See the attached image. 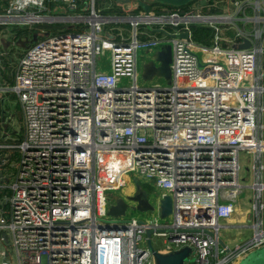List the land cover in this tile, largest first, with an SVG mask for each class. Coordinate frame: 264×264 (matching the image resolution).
<instances>
[{
    "label": "built area",
    "instance_id": "1",
    "mask_svg": "<svg viewBox=\"0 0 264 264\" xmlns=\"http://www.w3.org/2000/svg\"><path fill=\"white\" fill-rule=\"evenodd\" d=\"M210 1L120 20L95 0L89 14L79 13L82 0L9 1L0 26L46 28L35 30L14 84L0 87L23 120L15 143L0 114V168L19 158L14 183L0 173V245L10 247L0 264H156L148 231L162 255L192 249L186 264H239L264 248V0H225L220 14ZM193 26L214 32L211 46L193 39ZM245 41L249 49L234 48ZM167 45L170 84L139 86L138 52ZM241 153L254 158L253 236L223 248L220 223L243 190ZM129 180L135 191L156 188L152 220L109 216L111 203L133 195L113 196ZM165 197L173 213L162 220Z\"/></svg>",
    "mask_w": 264,
    "mask_h": 264
},
{
    "label": "water",
    "instance_id": "2",
    "mask_svg": "<svg viewBox=\"0 0 264 264\" xmlns=\"http://www.w3.org/2000/svg\"><path fill=\"white\" fill-rule=\"evenodd\" d=\"M198 0H117L118 3L124 6H128L131 4H137L138 7L142 8L143 13L145 15H150L152 12L159 11L164 7H174L181 8L190 5L192 2ZM208 1V0H206ZM107 19L120 20L123 17L119 16H107ZM183 39L188 38V34H184L180 36ZM39 40L38 31L33 33L31 41H27L29 45H27L26 50L29 49L30 46L36 44ZM251 47V43L249 41H245L243 44L234 46V48L245 50ZM171 63H172V47L170 45L164 46L160 51L156 52L153 57V61L146 63L143 66V79L144 81H151L153 78L164 79L168 84L171 82L172 71H171ZM3 121L5 122V116L3 113ZM7 126V124H5ZM157 199V194L154 192L149 193L147 190H143L141 186H136V191L132 196H128L127 198H121L111 203L109 209V216L115 220L120 218H124L129 209L139 211L142 213L153 212L155 210V205L151 203L150 199ZM160 218L162 220L168 219L173 213V202L171 197H165L160 202ZM153 232L148 231L146 237L148 239L147 245L149 250L153 253L156 264H186L189 261L193 251L192 249L185 247L179 251L172 252L167 255H162L156 252L153 248L151 242V236ZM6 238V236H4ZM221 247H225V243L220 240ZM239 264H264V248L253 253L249 259L242 261Z\"/></svg>",
    "mask_w": 264,
    "mask_h": 264
},
{
    "label": "crops",
    "instance_id": "3",
    "mask_svg": "<svg viewBox=\"0 0 264 264\" xmlns=\"http://www.w3.org/2000/svg\"><path fill=\"white\" fill-rule=\"evenodd\" d=\"M109 2H110L109 3L110 11L113 14L112 16H117L119 12H122L121 15L127 14L128 16H132V13L138 12V9H139L137 4H134V3L131 5H128V6H124V5H121L120 3H118L117 0H109ZM2 5H3L2 2H0V14L3 13V9H5L2 7ZM96 9L102 15L108 14L106 12L105 8H103L102 6L97 7V4H96ZM165 11H167V7H164L163 9H161L159 13H162ZM83 12H85V14H89V8L87 6H84ZM155 12L157 14L156 10H155ZM118 16H120V15H118ZM8 26L9 27H19V26H13L10 24H5V25L0 26L1 27V31H0L1 35L5 36L6 33L8 32L10 34V37H11V39H9V41L8 40H2V43L7 44V48L4 50L2 49L3 51L0 54V58H2L5 62H7V66L11 67V69H12L11 72L7 73L6 78L1 77V79H0V87L1 88L11 87L14 84V76H15L16 66L18 65L19 60L24 56V54L27 51L23 47V44L25 46L29 45V43L27 41H31L32 35H33V33H35V30L32 29L30 31L29 27H27L25 29H19L18 30L15 28L10 29V28H8ZM8 29H10V30H8ZM37 29H38V27L36 28V30ZM21 30L25 31L22 33V37L18 36V31H21ZM1 48H2V46H1ZM1 48H0V51H1ZM17 49L24 50L25 52H24V54L19 56V58H17V61L15 62V61H13V58L17 57V55H15V52ZM263 67H264V64H263ZM13 100H16L15 96H12L10 94L0 93V114L3 115V113H4L5 121H7L6 122L7 126L5 129L7 130L9 128L10 134L11 135L14 134V136L16 138L19 137L18 140H20V138H22V134L20 136L17 135L18 132L11 128L12 121L15 120V118H14L15 113H13L12 106H11ZM13 155H15V153ZM16 155H17V153H16ZM11 160H13V159H11ZM262 164L264 166V155H262ZM1 169H2V171H1ZM9 169H11V168H9ZM9 169L8 168H6V169L0 168V173L1 172L3 173L5 170H9ZM245 170H246V173H249L253 177L252 172H251V170H252L251 161L248 160V165L246 166ZM130 182L132 183V181L129 180V184H130ZM262 183L264 185V170L262 172ZM129 191L130 192L128 195H132L134 193L135 190H134L133 186H131V189ZM7 192L8 191H6V193ZM8 195H11V193H9ZM252 198L253 197L250 198V202H249L250 204L252 202ZM244 207H245V205L243 203H241V200L237 199L236 204H235V213H234L233 217L231 219H228V220H223L220 223L221 227H222L221 232H220V238L228 247H233V246L240 244V243L244 244V243H246L252 239V236H253L252 225H253V223H252V218H251V212L249 211V209L248 210L244 209Z\"/></svg>",
    "mask_w": 264,
    "mask_h": 264
},
{
    "label": "rangeland",
    "instance_id": "4",
    "mask_svg": "<svg viewBox=\"0 0 264 264\" xmlns=\"http://www.w3.org/2000/svg\"><path fill=\"white\" fill-rule=\"evenodd\" d=\"M1 2V0H0ZM109 0H96V4H97V7H100L102 6L103 8L106 9V12L109 14H107L106 16H112V12L110 11V6H109ZM213 3H218V10L220 8H223V6L225 8H228V3H226L225 0H213ZM204 5H206V0H198L197 1V4L195 5V8L201 6V7H204ZM108 7V8H107ZM142 14V11H138V12H133L132 13V16L136 17L138 15ZM118 16V15H117ZM121 16V15H120ZM124 16H128L127 14L124 15ZM29 27L30 31L33 29V30H36V28H40L39 25H29L27 26ZM27 27H9L10 29H25ZM8 29V30H10ZM0 31H1V27H0ZM11 39L10 37V34L7 32L5 36H2L1 33H0V48H1V51H0V54L2 53V51L4 49L7 48V44L6 43H2V40H8ZM3 49V50H2ZM20 49H17L16 52H15V55H17V57L13 58V61H17V58H19V56H21L22 54H24V50H20ZM153 57L154 55L151 53V54H147L146 51H139L138 52V72H139V78H138V84L139 86L141 87H146V88H149L151 86H154V85H161V86H167L168 83L164 80V79H158V78H153L151 81H144L143 77H142V74H143V66L145 63H149L153 60ZM13 68V67H12ZM11 67L5 65V62L2 58H0V79L1 77L5 78L7 73L8 72H11ZM9 77V76H8ZM127 82V81H126ZM12 110H13V113L14 114V118L15 120L12 121V124H11V128L15 131H17V135H21L23 134V120H22V115H21V112L19 111L20 110V107L17 103L16 100H13L12 102ZM12 138H13V141L16 143L18 141V138H16L14 136V134L11 135ZM14 136V137H13ZM240 159H241V172H240V184L241 186L243 187V190L240 192V194L238 195L237 199L238 200H241V203H243L245 205L244 209L248 210L251 212L252 210V206L251 204L249 203L250 202V198L251 197H254V192L253 190H251V186L253 184V177L249 174V173H246V166L248 165V160L251 161V165L253 164V156L251 155H246L245 153H241L240 155ZM12 164H11V169L9 170H6L3 172V174L6 176V179L9 181L10 184L14 183L15 179H16V174L18 172V163H19V158L18 156L16 155H13V160H12ZM132 178H133V175H130ZM134 180V179H133ZM142 184H144L143 181H141ZM0 184H1V180H0ZM131 186H133V182L131 185H129L122 193H115L113 194L114 197H127L128 194H129V190L131 189ZM146 190L149 191V193H154L156 191V188L153 187L152 185H149L148 187L146 186ZM151 203H153L154 205H156V202L155 200H153V198L150 199ZM2 202V199L0 197V203ZM8 210V205H7V209ZM153 215L154 213H142V212H139V211H135V210H132V209H129L127 211V214L126 216L122 219L123 221H127V220H130V219H137V220H141V221H149V220H152L153 218ZM162 223L164 221H161ZM162 242L163 240L161 239H154L153 241V244L156 245L157 247H159L160 245H162ZM146 244H142L141 247H145ZM4 250H7L8 252H10V247L4 243V244H1L0 245V251H4ZM16 258L15 256V253L13 252L12 253V259L14 260ZM0 263H1V260H0Z\"/></svg>",
    "mask_w": 264,
    "mask_h": 264
},
{
    "label": "trees",
    "instance_id": "5",
    "mask_svg": "<svg viewBox=\"0 0 264 264\" xmlns=\"http://www.w3.org/2000/svg\"><path fill=\"white\" fill-rule=\"evenodd\" d=\"M9 1L10 0H1V2L3 4L2 7L3 8H7L8 4H9ZM82 1H83L82 2V7L87 6V3L89 2V0H82ZM209 3L212 5L213 1H210ZM196 4H197V1L192 2L190 5L185 6V7H181V8L168 7L167 11L172 12V11H175V10H179L182 14H186L193 7H195ZM141 10H142V8L139 7L138 11H141ZM4 11H5V9H3V12ZM80 12L82 14H85V12H82L81 9H80L79 13ZM159 12H160V10L157 11V14H162V13H159ZM208 12L210 14H220L221 10L212 9V10H210ZM208 12H207V10H205V13H208ZM121 14H122V12L118 13V15H121ZM121 16H124V15H121ZM41 28H46V27L44 26V27H41ZM51 28L52 29H57V28H60V26H54V27H51ZM123 28L126 29V34L128 35V31H130L131 26L130 25H124ZM141 29L144 30V29H147V28L142 26ZM23 32H25V31H22V30L18 31V36L22 37V33ZM192 33H193V39L198 44L203 45V46H208V47L212 45V41H213V38H214V32L210 28L204 27V26H193L192 27ZM153 34L158 35V36L161 35V32H159V26H155L154 27ZM5 65H7V62H5Z\"/></svg>",
    "mask_w": 264,
    "mask_h": 264
},
{
    "label": "flooded vegetation",
    "instance_id": "6",
    "mask_svg": "<svg viewBox=\"0 0 264 264\" xmlns=\"http://www.w3.org/2000/svg\"><path fill=\"white\" fill-rule=\"evenodd\" d=\"M23 47L26 49L27 46H25V45L23 44Z\"/></svg>",
    "mask_w": 264,
    "mask_h": 264
}]
</instances>
